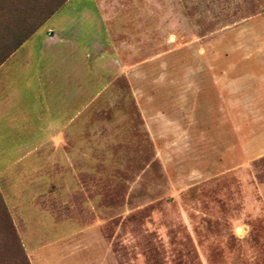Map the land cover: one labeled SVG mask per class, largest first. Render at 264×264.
<instances>
[{"label":"rangeland","instance_id":"rangeland-1","mask_svg":"<svg viewBox=\"0 0 264 264\" xmlns=\"http://www.w3.org/2000/svg\"><path fill=\"white\" fill-rule=\"evenodd\" d=\"M20 17L3 14L2 35ZM42 29L84 42L62 48L88 124L71 164L23 169L18 196L50 231L35 250L55 264H264V0H70ZM7 184L18 240L0 220V264H34Z\"/></svg>","mask_w":264,"mask_h":264},{"label":"crops","instance_id":"crops-1","mask_svg":"<svg viewBox=\"0 0 264 264\" xmlns=\"http://www.w3.org/2000/svg\"><path fill=\"white\" fill-rule=\"evenodd\" d=\"M41 29L0 67V185L16 184L17 191L12 190L17 193L16 202L11 206L31 225L23 241L36 257L34 264H55L52 257L35 250L50 242V231L42 227L45 215L33 210L36 207L33 197L18 196L17 184L29 174L24 168L71 164L72 159L68 160L66 154L73 151L74 135L84 133L88 105L77 102L79 105L74 108L72 50L69 53L62 48L70 44L82 50L84 42L62 34L52 37ZM262 96L259 102L264 103V92ZM31 230L39 233L34 246L33 237L29 236Z\"/></svg>","mask_w":264,"mask_h":264},{"label":"trees","instance_id":"trees-1","mask_svg":"<svg viewBox=\"0 0 264 264\" xmlns=\"http://www.w3.org/2000/svg\"><path fill=\"white\" fill-rule=\"evenodd\" d=\"M26 0H0V17L8 13L10 10L21 13L18 22L13 23L10 20L6 26L11 27V36L2 35L0 39L5 41V45L0 46V67L8 61L36 32H38L55 14L60 11L70 0H31L28 5L21 4ZM24 8L26 11L24 12ZM0 30L1 27H0ZM1 194V192H0ZM2 195V194H1ZM0 195V220L7 223L5 235H10L13 240H18L16 231L10 226L8 217V208ZM10 213V212H9ZM9 223V224H8ZM24 253V252H23ZM25 263L28 264L25 257Z\"/></svg>","mask_w":264,"mask_h":264},{"label":"bare ground","instance_id":"bare-ground-1","mask_svg":"<svg viewBox=\"0 0 264 264\" xmlns=\"http://www.w3.org/2000/svg\"><path fill=\"white\" fill-rule=\"evenodd\" d=\"M142 46V45H141ZM146 220V219H145Z\"/></svg>","mask_w":264,"mask_h":264}]
</instances>
